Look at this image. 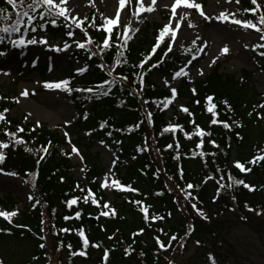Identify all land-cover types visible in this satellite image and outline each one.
<instances>
[{"label": "trees", "instance_id": "trees-1", "mask_svg": "<svg viewBox=\"0 0 264 264\" xmlns=\"http://www.w3.org/2000/svg\"><path fill=\"white\" fill-rule=\"evenodd\" d=\"M239 6L240 19L255 17L256 20L253 22H258L260 13L253 16L251 12L243 11V9L255 7L251 0H240ZM3 8L8 9L5 15L15 18L16 9L7 5L6 0H0V9ZM261 11L264 12V7H261ZM94 18L96 20V17ZM167 18L168 14L165 20ZM7 23L9 21L0 19V27L6 26ZM96 24L101 25L97 20ZM162 28L163 25L153 27L144 24L143 28L139 27L138 32L130 33L132 38L125 52L127 64L119 67L114 64L117 51L115 34L111 41L113 47L104 54L103 58L97 55L89 59L91 52L96 51L95 44L88 46L91 51L80 49L82 53L79 54L87 63L86 68L93 67V71L85 76L78 74L77 71L67 76L72 78L70 86L73 88L94 87L104 80L111 81L114 77L116 78L111 84V92L108 96L76 91L67 93L68 100L77 115V121L74 124L76 140L85 142L87 147L89 143L90 145L100 143L108 147L116 161L115 178L123 185L130 184L139 190L137 194L114 189L113 202L110 206L116 210L115 217L99 216L102 209L91 204L92 197H89L88 204L83 203V196L87 194L89 188L95 193L101 205L108 200L99 184V177L103 175V170L94 160L85 162V182L80 184L74 180L72 173L75 165L70 160L71 155L65 154H71V149L64 150L68 147L67 144H72L75 140L72 136L70 139L64 132L62 134H59V131L51 132L46 126L35 125L27 119L22 124L18 118L0 122V142L9 144V147L3 151L6 159L0 163V169L6 174L15 173V176L22 172V179L31 186L36 201H39V204L34 201L23 205L18 216L12 218V224L0 218V229L5 230L0 231V262L2 264H8L1 252L2 244L8 239L26 240L32 248L29 261L24 260L16 264H32L33 262L77 264L78 257L80 264H102L105 248L114 249L110 252L108 264H177L174 260L176 255L179 252L181 254L187 252L189 245H194L195 249L191 259L192 264H212L209 254L214 257L215 264H227L233 251L232 244L226 238L230 230L227 216L230 215L236 222L244 225L258 226L254 220L259 218L252 214L254 210H260L264 214V161H259L255 165L247 163L257 155L258 151L259 154L264 155V118H257V112L264 117V110L255 107L259 105L256 99L257 93L249 87L248 77H244L239 82L231 76L219 73V67H215L204 80L189 82L190 80L185 78L181 86L177 88V96L183 94L186 97L187 102L184 106L192 115L189 116L179 109H172L171 116L167 118L163 105L159 107L157 105L165 97H170L171 92L157 87L153 82L155 73L167 75L175 70L172 67L176 65L177 60L170 55L165 58L164 55L168 48L167 40L164 39L143 69L136 67L156 43V37ZM87 29L96 43L102 42L107 36L104 31H97L95 28ZM72 30L80 34L74 27ZM66 31L61 22L55 27L46 25L43 31L38 30L37 33L25 34V36L30 37L38 33L41 36L43 32L66 36ZM123 31L124 29L121 28L118 30L121 35ZM256 33L260 37L261 33ZM81 38L84 39L82 34ZM260 42L264 44V40L260 39ZM8 46L6 41L0 43V48H9ZM161 60L163 63H159ZM100 63L115 68L111 76L107 74V71H101L97 67ZM157 63L159 67L149 71L151 65ZM260 64L264 68V56H260ZM40 70H46V67H40ZM121 75L127 76L128 80L121 82L118 78ZM140 75L144 76L143 91H140ZM108 87L109 85H105V90ZM192 89L196 90L195 95ZM208 96L214 97L211 103L217 106L215 109L218 113L217 119L228 121L232 125L230 129H225L219 123L210 125L211 113H208L205 107ZM2 99L3 97L0 96V112L4 113V110H9L10 107H4ZM145 100L148 101L147 104L143 103ZM197 100L200 101L199 104L196 103ZM224 101H227V105ZM148 112L152 113L151 124L147 120ZM85 114L87 119L84 118ZM102 121L106 122L104 128L100 127ZM190 121H194L196 125L212 134L204 137L203 149L196 147L200 137L193 135L191 139L185 138V132H194V126ZM234 122H239L242 127H237ZM136 124L140 126L134 127ZM169 124H179L183 130L177 129L175 134L162 133V129ZM18 128H23V132H18ZM6 130L16 133V136L9 138L5 135ZM80 133L85 136H79ZM237 133L242 138H237ZM18 138H22L25 143L16 144L15 139ZM69 139L71 143L68 142ZM209 140H215L220 147L213 148L208 143ZM145 142L148 150L137 151L138 146L145 147ZM169 144L173 147L167 148ZM176 144L180 145L179 149H176ZM44 147L48 148L46 155L43 152ZM25 148H31L32 151H25ZM202 151L215 152L216 155L201 157L199 154ZM177 154L179 159L174 158ZM41 156H44V159L38 164L37 161ZM236 160L245 163V166L252 170L241 173L233 166ZM181 168L183 178L179 175ZM217 168L221 171L217 172ZM157 170H159L158 174L154 175ZM229 172L234 178L243 179L249 185H254L255 190L249 191L242 185H233L231 188L221 189L217 197L216 190L219 185L216 181L224 176L221 183H229L227 179ZM208 176H212L213 179H208L204 183ZM187 182L196 186L189 191L198 197L197 207L203 209L207 219L197 215L180 192V188L185 187ZM77 184L85 191H78ZM6 197L0 199V206L5 211H10L15 201ZM72 197H81V200L69 209L65 202ZM132 199L143 200L145 205H151L149 215L156 213L164 219L146 224L138 207L129 202ZM245 204L253 211H248ZM103 210L107 211V209ZM76 211L82 213L80 219H64L65 216L74 217ZM42 219L45 221L43 232H41ZM16 225L27 227H16ZM189 226L191 231L189 235H186L189 232ZM62 228L73 231L65 233L60 231ZM79 228L85 230L90 242L100 243L99 248L89 246L86 258L79 255L71 256L67 247L69 243L72 244L74 251L81 247L80 237L75 231ZM141 228L144 229L143 233L132 237V233ZM159 229H163V232ZM174 234L177 240L172 241L167 251L161 250L155 237H159L167 245L169 237ZM40 236L46 239L41 240ZM109 236H113V239L109 240ZM41 243L45 244L43 249L39 247ZM129 244H132L134 251L131 255L125 256L124 249ZM58 246H60L59 251H57ZM141 252L144 253L143 256L140 255Z\"/></svg>", "mask_w": 264, "mask_h": 264}, {"label": "rangeland", "instance_id": "rangeland-1", "mask_svg": "<svg viewBox=\"0 0 264 264\" xmlns=\"http://www.w3.org/2000/svg\"><path fill=\"white\" fill-rule=\"evenodd\" d=\"M195 2L200 3L205 14L213 17V19L205 20L194 8L184 9L181 6L177 9L178 14L187 12L189 15L188 20L182 23L181 29L177 33V42L173 45V51L167 55L177 60L176 65L172 67L175 70L172 74L167 75L155 73L153 76L155 85L170 91L171 87L179 88L185 78L190 80L189 82L202 81L210 71L215 67H219V73L231 76L239 82L244 77H248L249 87L257 93L258 104H264V68L260 64L261 55L258 54L264 52V48H257L256 51L252 50L253 46L263 44L260 42L259 36L252 29L245 30L240 26L228 22L220 23L215 19L221 11L225 10L234 13L236 18L240 19L239 4H236L235 0L230 3H226L225 0H195ZM172 3H174V0H156L155 10L151 13H143L137 20V17L133 15V12L138 8L137 0H130L127 9L121 12L122 26L120 28L124 29L129 24L133 29H139L140 26L143 28L144 24L153 27L164 26L172 15ZM258 3L261 7H264V1L258 0ZM145 6H151V0H145ZM67 7L72 10V15L79 18L88 17V21L84 25L87 28L93 17H96L97 22L102 24L101 14L103 17L114 18L119 5L118 0H94L93 3H90L89 0H68ZM166 14H168L167 20H165ZM251 19L256 20L255 17ZM189 20L195 27L189 28L187 26ZM120 28L114 29L113 35ZM76 30L80 34L72 39H82L81 34L83 35V33L79 29ZM101 31L103 30L101 29ZM43 33L41 36L46 37L48 45L62 48L65 41L72 43V40L67 36ZM88 33L90 34L89 31ZM164 39L167 40L168 47L171 42L170 36L166 35ZM193 41H195V44H193ZM48 45L29 46L23 50L10 49L7 51V55L0 56V96L3 97L4 107H10L9 111L4 113L6 117L4 122L18 118L20 124H22L27 119L35 125L46 126L51 132L67 133L69 138L72 136L76 140L74 124L77 121V115L68 100L67 92L47 90L43 87V84L44 82H58L65 79L71 81L72 78L67 77L71 71L74 73L78 68L86 67L87 63L79 54L82 53V49L77 48L75 44H72L68 50L60 52L51 50ZM225 45H227L229 52L221 55L220 50ZM201 48L204 50L200 51ZM33 59L36 60L35 65L31 62ZM213 60H215L214 63ZM17 63H20L18 67H16ZM40 65H46V70L40 71ZM181 68H185L187 75H182L180 78L173 80L174 73ZM87 69L88 71L83 73L84 76L93 71V67H87ZM201 72L203 74H200ZM165 81H168L169 84H166ZM242 81L244 82V80ZM25 89L29 93L26 97L22 95ZM185 98L183 94L177 96L165 109L167 118L170 117L172 109L181 110L180 106H184L187 102ZM260 108L264 110V107ZM79 136L82 137L85 134L80 133ZM75 140L64 148V150H72V146L75 145L80 153L79 156L76 154L70 156L72 164L75 165L72 173L74 180L80 184L84 183V171H81V169H84L85 162L94 160L103 170V175L99 177V184L101 185L109 168H112L115 173L111 150L100 143L94 145L89 143V147H87V144H84L85 142L77 140L75 142ZM3 151L4 149H0V152ZM21 173L18 176L9 175L0 169V199H5L8 196L15 201L10 212L21 211L23 205L36 201L31 186L22 181L23 176ZM102 190L107 196L108 202L112 203L114 188ZM29 197H33V199H29ZM3 210L0 207V211ZM257 212L262 213L260 210H254L252 215L255 214L254 216L259 218V220H254L255 223H258V226L253 224L244 225L241 222H236L230 215L227 216L230 230L226 238L233 247L232 255L227 264H264V214L257 215ZM243 223L247 224V222ZM31 249V245L26 240L8 239L2 244L1 252L8 264H16L24 260L29 261ZM194 251V245H189L187 252L182 254L179 252L176 255L175 262L177 264H192L191 259ZM80 262L78 257L76 263L80 264ZM32 264L39 263L33 262Z\"/></svg>", "mask_w": 264, "mask_h": 264}, {"label": "snow or ice", "instance_id": "snow-or-ice-1", "mask_svg": "<svg viewBox=\"0 0 264 264\" xmlns=\"http://www.w3.org/2000/svg\"><path fill=\"white\" fill-rule=\"evenodd\" d=\"M90 3H93L94 0H89ZM130 0H118V5L119 7L117 8L115 12L114 18H107L103 17L101 14V18L103 20V23L101 25L96 24V20L93 17L91 23L87 25V28H95L97 31H100L101 29L107 33V36H105L102 40V42L96 43L93 38L90 36V34L87 31V28L84 26L86 21H88V17L85 16L83 18H79L76 15H72V10L67 7L68 0H6V4L10 5L13 9H16L15 12V18L12 19L10 16L5 15V13L8 11L7 8L0 9V19H3L5 21H9L6 26L0 27V43H4L5 41L7 44L10 46L11 49H27L29 46H45L48 45V40L46 37H38L37 35H31L30 38H26L25 34H30V33H37L38 30L43 31L45 29L46 25H51L53 27L57 26L58 23H63V26L67 29L66 31V36L72 40V43L70 44L68 41H65L63 43V47L55 46V45H48L51 50L60 52V51H66L68 50L72 44H75V46L79 49H87L91 51V49L88 48V46L95 44L96 51L91 52V56H89V59L92 58V56H97L100 55L101 58H103L104 54L110 50L113 45L111 43L112 38H113V33L114 29L120 28L121 25V12L126 8ZM226 3L232 2V0H225ZM236 4L240 3V0H235ZM251 3L255 5L254 8H246L243 9L245 13L251 12L253 16H255L257 13H260L258 16V22H253L252 19H238L236 18L234 13L228 12L227 10L221 11L218 16L215 17L216 20H218L220 23H231L233 25L240 26L241 28L247 30V29H254L256 32L261 33L260 39L264 40V12L261 11V5L258 3V0H251ZM138 8L133 12V15L137 17V20H139V17L147 12L151 13L152 11L155 10V4L156 0H151V6H145V0H137ZM183 6L184 9H196L200 16H202L205 20H210L213 19V17L207 16L205 12L202 10V5L200 3L195 2V0H174V3L171 5V17L168 21L167 24L163 26L162 29L159 30V34L156 37V43L152 46L151 50L146 53L143 57V59L140 60V62L136 65V67L143 69L145 64H147L153 55H155L157 49L161 46V44L164 42V37L166 35L170 36L171 42L168 44L167 51L165 52V56L168 55V53H171L173 51V45L176 44L177 42V33L181 29L182 23L185 20H188V13L184 12L183 14H178L177 9L179 7ZM175 21V22H174ZM187 26L189 28L195 27V25L189 20ZM73 27L75 29H79L81 33H83L84 39H72L76 33L72 30ZM139 29H133L131 24L127 25L124 28L123 34L121 35L120 32L115 33V48L117 49L115 53V59H114V64L116 67L121 66L122 64H127V59L125 57V52L128 50V44L129 40L132 38L130 33L138 32ZM15 35V38H14ZM199 39V37H197ZM193 44H195V41H193ZM206 47V45H205ZM246 48L248 47L247 45L245 46ZM257 48H264V44H258L252 47L253 51H256ZM204 49L201 48L200 51H203ZM229 52V49L227 45H225L223 48L220 50V54L224 55ZM23 54V53H21ZM261 56H264V52H259L258 53ZM7 55L6 51H0V56H5ZM32 64L35 65L36 60L33 59ZM215 60H213V63ZM159 63H163L161 60ZM159 63L157 64H152L151 68L149 71H151L152 68H157L159 67ZM191 63V61H189ZM97 67L101 71H107V74L109 76L112 75L113 71H115V68L112 67H107L104 63H100L97 65ZM88 71L86 67H80L77 69L78 74H83L84 72ZM146 74V73H145ZM200 74H203L202 72ZM7 75V73H5ZM182 75H187V72L185 68H181L179 71H176L172 77L173 80H176L180 78ZM121 82L128 80L127 76L121 75L118 77ZM115 77L113 80H104L102 83L95 85L94 87H89V88H73L70 86L71 81L68 79L58 81V82H44L43 87L47 90H60L67 92L71 94L73 91L76 92H87L92 95H103V96H108L111 92V84L115 82ZM139 83H140V91H143V86H144V76L140 75L139 76ZM166 84H169L168 81H165ZM105 85H109L107 90H105ZM171 91V96L170 97H165L164 100L160 101L157 107H159L161 104L163 105V108H168V106L177 98V89L175 87L170 88ZM193 94H196V90L192 89ZM23 96H28V90L25 89L22 92ZM214 100V97L208 96L206 97V111L208 113H211V120H210V125H216V124H222L225 129H230L232 125L228 121H221L217 119L218 113L215 111L216 109V104L211 103ZM144 104H147L148 101H144ZM197 104L200 103V101H196ZM225 105H227V101H224ZM255 107H264V104L257 105ZM230 109V106H228ZM180 109L182 112L188 114L191 116L192 114L190 113L189 109L185 106H180ZM8 109L4 110V113L8 112ZM4 113H0V122H4L6 117ZM251 115V113H249ZM85 119H87V115L85 114ZM257 118H264L262 117L261 113L257 112ZM147 120L148 123L151 124L153 122L152 119V113L148 112L147 113ZM67 123V122H66ZM190 123L193 124L194 126V132L193 133H187L185 132V138L191 139L193 135H196L200 137L199 142L197 143L196 147L203 149L205 141L204 137L205 136H211L212 134L210 132H206L204 129H202L199 125H196L194 121H190ZM237 127H242L239 122H234ZM39 126V125H38ZM106 126V122L102 121L100 124L101 128H104ZM140 125L136 124L134 127L138 128ZM182 129V126L179 124L172 125L169 124L165 126L162 129V133H168L172 132L175 134L176 130ZM18 132H23V128H18ZM90 134V133H88ZM5 135L8 137H15L16 133H12L9 131H5ZM111 135V133H109ZM65 136L67 137L68 134L65 133ZM237 138H242L239 136V133H237ZM71 143L70 139L68 141ZM16 144H23L25 141L22 138L15 139ZM209 144L212 145L213 148H219L220 146L216 143L215 140H209ZM50 144V142H49ZM230 146V145H229ZM9 147V144L7 143H2L0 142V149H6ZM167 148H172L173 145L169 144L166 146ZM180 145L176 144V149H179ZM147 143L145 142V147H137V151H147ZM25 151H32L31 148H25ZM43 152L45 155L48 152V148L44 147ZM66 155H71V154H76L77 156L80 155L79 150L76 148L75 145L72 146L71 154L65 153ZM199 155L201 157L206 156V155H212L215 156V152H201ZM135 158V157H133ZM175 159H179V154H177ZM5 159L4 153L0 152V163H3ZM44 156H41L40 159L37 161L39 164L40 160H43ZM82 159V157H81ZM259 161H264V155L259 154V151L256 156H254L251 160L247 161L248 164L255 165ZM116 161L113 160L112 165L113 167L115 166ZM233 166L238 169L241 173H247L250 172L252 169L250 167H246L245 163H242L239 160H236L233 162ZM81 171H84V169H81ZM157 173H154V175H157ZM221 169L217 168V172H220ZM9 175H15V173H9ZM179 175L181 178H183V170L182 168L179 170ZM171 179V177H169ZM208 179H213L212 176H208L205 178L203 181L204 183L207 182ZM227 179L229 183L224 184L221 183L222 180H224V176H221L219 180H217V184L219 187L217 188V197L220 193V190L228 187L231 188L233 185L240 186L242 185L244 188L248 189L249 191H254L255 186L254 185H249L246 183L243 179H237L234 178L231 172L228 173ZM61 182H63V178H61ZM100 187L102 189H108L111 190L113 188L117 190H123V191H128L132 193H139L138 189L133 188L130 184L129 185H123L118 179L115 178V173L113 172L112 168H109L108 172L105 173L104 179L101 182ZM179 187V185L177 186ZM196 186L193 185L191 182H187L185 184V187L180 188V192L184 195L185 201L187 203L191 204L192 209L196 212L197 215H199L202 219H207L205 216L203 209L197 207V200L198 197L193 195V192L189 191L190 189H194ZM76 189H78L81 192H84L85 190L83 188H80V185H76ZM159 195V193H157ZM89 197H92L91 199V204L96 206L97 208H101L102 210L99 212V216H104V217H109L110 215L112 217L116 216V210L110 206L109 202H104L102 205L100 201L96 198L95 193L92 191V189H87V194L83 196V203L88 204L89 203ZM29 199H33V197H29ZM235 199V197H233ZM81 200V197H72L68 199L65 203L69 209L73 207V205H77L78 202ZM130 203L136 205L138 207V210L143 214V219L145 223L149 222H155L157 220H163L164 217L152 213L149 215V209L151 208V205H145L143 200H136L132 199L129 201ZM36 204H39V201H36ZM35 207V205H34ZM245 207L248 209V211H253L251 207H249L247 204H245ZM107 209V211L103 210ZM262 214L261 212H257V215ZM17 215L16 211H0V217L8 221L9 224L13 223L12 218ZM170 215V214H169ZM82 216V213L80 211H76L73 216H65V220L69 219H80ZM99 218V217H97ZM44 224L45 221L42 219L41 220V232L44 231ZM16 227H27L25 225H16ZM103 230V228H102ZM0 231H5L3 229H0ZM60 231L69 233L73 231L72 229L68 228H62ZM77 234L80 237V243L81 247L78 250H73V246L71 243L67 245L69 253L71 256H82V257H87V249L89 246L94 247V248H99L100 243L96 242H90L88 239L86 232L83 228H79L75 230ZM144 231L143 228L139 229L136 232L132 233V237H135L137 235L142 234ZM160 232H163V229H159ZM191 231V226H189V232L186 233V235H189ZM55 234V233H54ZM41 240L46 239L44 236H40ZM109 240L113 239V236L108 237ZM157 244L159 245L161 250L167 251L168 248L171 247L172 241L177 240V236L174 234L169 237V241L167 245H165L159 237H155ZM134 242V241H133ZM199 243V242H197ZM62 246V245H61ZM41 249L45 247V244L41 243L39 245ZM183 247V245H181ZM60 250V246L57 247V251ZM114 251V249H109L105 248L103 252V257H102V264H108L109 261V256L110 252ZM134 251V248L132 247V244H129L128 247L124 249L125 256L131 255L132 252ZM141 256L144 255L143 252L140 253ZM35 259V258H34ZM209 260L212 261V264H215V259L212 257L211 254H209ZM2 264V262H0Z\"/></svg>", "mask_w": 264, "mask_h": 264}]
</instances>
